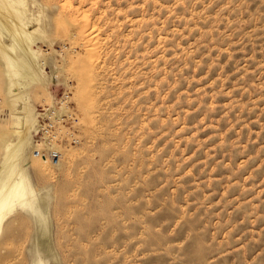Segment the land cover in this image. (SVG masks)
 I'll return each mask as SVG.
<instances>
[{
	"label": "rangeland",
	"instance_id": "rangeland-1",
	"mask_svg": "<svg viewBox=\"0 0 264 264\" xmlns=\"http://www.w3.org/2000/svg\"><path fill=\"white\" fill-rule=\"evenodd\" d=\"M37 2L59 84L22 93L37 117L63 95L68 111L59 162L31 174L47 264H264V0ZM20 103L0 74V137ZM33 231L7 222L0 264H32Z\"/></svg>",
	"mask_w": 264,
	"mask_h": 264
},
{
	"label": "bare ground",
	"instance_id": "bare-ground-1",
	"mask_svg": "<svg viewBox=\"0 0 264 264\" xmlns=\"http://www.w3.org/2000/svg\"><path fill=\"white\" fill-rule=\"evenodd\" d=\"M29 4L36 5L38 12L31 10ZM41 8L37 0H0V74L10 96L14 100H21L20 107L15 105L11 111L13 137L7 136V131L0 137V232L7 222L31 219L34 224L33 241L29 248L32 264H47V260L55 256L51 247L48 215L50 189L47 186L36 187L31 177L33 173L36 179L43 178L50 163L33 154L31 137L37 116L21 89L25 82L41 87L49 82L59 84L53 77L44 74V49L34 48L38 40L53 42L42 25L45 13ZM62 23L60 29L66 30V25ZM95 30L94 24L90 23L87 28L81 27L79 35L89 36L93 40ZM12 51H16L15 55L11 54ZM94 53L92 47L87 49L89 57ZM90 60H82L79 66L89 67ZM86 73L83 70L79 76H86ZM61 101L60 116L68 114L67 101L64 102L62 98Z\"/></svg>",
	"mask_w": 264,
	"mask_h": 264
},
{
	"label": "built area",
	"instance_id": "built-area-1",
	"mask_svg": "<svg viewBox=\"0 0 264 264\" xmlns=\"http://www.w3.org/2000/svg\"><path fill=\"white\" fill-rule=\"evenodd\" d=\"M61 98L63 100V97H60L54 105L42 107L34 130L38 138L34 142L33 154L49 163H58L61 155L58 144L63 123L62 116L59 115L62 107Z\"/></svg>",
	"mask_w": 264,
	"mask_h": 264
}]
</instances>
